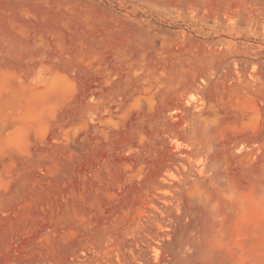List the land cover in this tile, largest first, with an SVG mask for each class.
I'll use <instances>...</instances> for the list:
<instances>
[{
	"label": "rangeland",
	"instance_id": "374dc122",
	"mask_svg": "<svg viewBox=\"0 0 264 264\" xmlns=\"http://www.w3.org/2000/svg\"><path fill=\"white\" fill-rule=\"evenodd\" d=\"M0 264H264V0H0Z\"/></svg>",
	"mask_w": 264,
	"mask_h": 264
}]
</instances>
